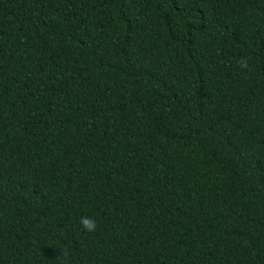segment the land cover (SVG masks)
I'll return each instance as SVG.
<instances>
[{
  "label": "trees",
  "instance_id": "1",
  "mask_svg": "<svg viewBox=\"0 0 264 264\" xmlns=\"http://www.w3.org/2000/svg\"><path fill=\"white\" fill-rule=\"evenodd\" d=\"M0 264H264V0H0Z\"/></svg>",
  "mask_w": 264,
  "mask_h": 264
},
{
  "label": "clouds",
  "instance_id": "2",
  "mask_svg": "<svg viewBox=\"0 0 264 264\" xmlns=\"http://www.w3.org/2000/svg\"><path fill=\"white\" fill-rule=\"evenodd\" d=\"M238 65L239 67L242 69V70H247L248 67H249V64H248V59L247 58H241L239 61H238ZM80 224L82 226V228L89 232V233H93L96 231V222L94 219H91L89 217H81L80 218ZM64 255L66 256L67 253L65 252Z\"/></svg>",
  "mask_w": 264,
  "mask_h": 264
}]
</instances>
